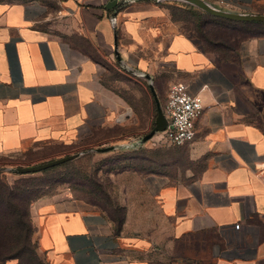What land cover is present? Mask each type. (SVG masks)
<instances>
[{"label": "crops", "instance_id": "0c3cea01", "mask_svg": "<svg viewBox=\"0 0 264 264\" xmlns=\"http://www.w3.org/2000/svg\"><path fill=\"white\" fill-rule=\"evenodd\" d=\"M206 1L264 13V0ZM181 5L189 4L0 0V157L51 144L88 150L107 121L135 123L142 111L133 103L137 93L148 112L155 80L183 82L202 104L193 138L180 144L191 164L182 170L185 179L169 181L155 170L149 199L130 192L123 202L117 232L103 211L66 191L31 203L45 264H164L149 256L165 243L174 257L264 264V24L258 33L207 41L197 36L203 28L195 19L191 28L174 9L200 18L203 10ZM105 63L132 79L133 95L111 86ZM145 217L154 228L137 226Z\"/></svg>", "mask_w": 264, "mask_h": 264}, {"label": "rangeland", "instance_id": "374dc122", "mask_svg": "<svg viewBox=\"0 0 264 264\" xmlns=\"http://www.w3.org/2000/svg\"><path fill=\"white\" fill-rule=\"evenodd\" d=\"M181 6L190 8L189 5ZM174 10L177 15H182L190 22L191 28L194 19L196 26L201 22L204 27L210 25L208 20H204V17L198 19L194 17L193 13H179V10ZM216 30L217 35L225 40L240 35L238 30H229L226 27H216ZM103 65L107 69L105 71L106 77L112 80L110 81L111 86L115 90L119 89L122 94L133 95L131 90H134L135 84L132 79H129L124 72L113 70L107 63ZM149 84L152 88L156 87L158 91L156 97L161 107L166 97V94L162 95L163 88L167 91L170 83L165 85V81L155 80ZM138 94L137 97L133 98V103L141 105L142 111L136 115L135 123L120 124L118 121H107L105 126L97 129L96 134L100 141L88 150L75 145L51 144L40 145L34 150L22 154L0 157V199H2V193L8 190L17 191L21 196L20 210L16 218L11 219V221H6L5 217L0 219V262L5 264H45L34 245V230L30 212L31 203L40 197L66 191L72 197L82 201L85 206L104 207L112 217L113 225L116 227L118 219L121 222L124 219L123 202L128 199L130 192H132V199L137 201L149 199L148 188L150 184L148 183L155 170L168 175L169 181L185 179L181 174L182 170L191 164L185 156V150L180 145H167L156 140V133L143 142H147L153 148H161L162 150L158 153L153 150L150 151L141 145L142 143H135L133 147L129 145L131 141L136 142L142 134L151 128L155 114L150 91H148L147 98L150 100L148 112H144V99L140 98ZM140 99L141 104H139ZM122 140H126L125 145H118L117 143ZM109 144H114L115 147L107 151L94 150L96 146ZM75 152H79V154L69 160L32 173L19 174L9 171L10 167L29 165ZM32 196L34 197L33 200L28 201V197ZM132 211L135 213L139 209L133 208ZM143 220V225L137 226L154 228V225L151 224V221L154 220L150 221V218L146 217ZM132 228H135V225H132ZM166 244L160 246L157 255L149 257L164 264L212 263L208 257L167 255L171 253V244L169 247Z\"/></svg>", "mask_w": 264, "mask_h": 264}, {"label": "built area", "instance_id": "2783aa9c", "mask_svg": "<svg viewBox=\"0 0 264 264\" xmlns=\"http://www.w3.org/2000/svg\"><path fill=\"white\" fill-rule=\"evenodd\" d=\"M201 107L200 97L187 92L183 82H171L161 106L166 123L162 130L155 132L156 140L167 145H180L191 140L194 135L193 122ZM233 227L238 228V223H234Z\"/></svg>", "mask_w": 264, "mask_h": 264}, {"label": "water", "instance_id": "95a60500", "mask_svg": "<svg viewBox=\"0 0 264 264\" xmlns=\"http://www.w3.org/2000/svg\"><path fill=\"white\" fill-rule=\"evenodd\" d=\"M156 2H161L165 0H155ZM183 2L189 5H192L194 7H197L211 15L219 16L223 18H228L232 20H238V21H264V13H253V12H233L225 9L218 8L211 3L207 2L206 0H174ZM115 0H109L110 5L113 4ZM109 5V4H107ZM115 46V41L113 40V48ZM115 52V49H114ZM117 56V55H116ZM118 58V56H117ZM149 90L152 94L153 101H154V109L155 114L153 117V125L151 128L144 134H142L139 139L134 143H142L146 139L150 138L155 132L160 131L164 128L166 119L165 116L161 110V107L158 103L157 97L155 95V92L152 88V86L149 84ZM115 147L114 144L109 145H103V146H96L94 148L95 151H107L110 149H113ZM79 152L71 153V154H65L61 155L52 159H47L41 162L32 163L29 165H21V166H14L10 167L9 171L13 173H32L53 165H56L58 163L64 162L66 160H69L76 155H78Z\"/></svg>", "mask_w": 264, "mask_h": 264}, {"label": "trees", "instance_id": "16d2710c", "mask_svg": "<svg viewBox=\"0 0 264 264\" xmlns=\"http://www.w3.org/2000/svg\"><path fill=\"white\" fill-rule=\"evenodd\" d=\"M199 13L202 14L203 16H205L204 20H208L207 22L210 25H207V27L206 26L204 27L202 25V22L198 23L197 27L203 28V30H200L201 32L197 30V33L199 34L197 36L199 38L202 37L203 39H206L207 41H211L212 39H222L220 36L217 35L216 27H223V28L226 27L229 30H235V31L238 30L240 35L237 37H242V36L244 37L248 34L258 33V32H261L263 30L261 27H257V26L259 24H264V22L238 21V20H232V19H228V18L210 15V14L203 12V11H199ZM196 17L198 19L200 18L199 15H197ZM237 37L232 36L233 39H236ZM1 198L2 199H0V210H1L0 211V219L5 217L6 221L7 220L11 221V219L16 218V216L18 215V211L20 210L21 196L17 191L12 192L11 190H8V191L2 193ZM28 198H27L28 201H31V200H33L34 197L32 196V197H28ZM95 207H97L101 211H103L104 214L112 221V217L109 215V213L106 211V209L104 207L96 206V205H95ZM8 216H10V217H8ZM27 222H28V220H27ZM121 223H122L121 220L118 219V224L116 227H114L115 232H117L119 230ZM4 225H6V224L4 223ZM27 225H28V231H29V222ZM28 242H29V240H28ZM34 245H35V242H34ZM0 263L5 264L4 262H0ZM196 264H198V263H196ZM211 264H216V263L212 262Z\"/></svg>", "mask_w": 264, "mask_h": 264}]
</instances>
